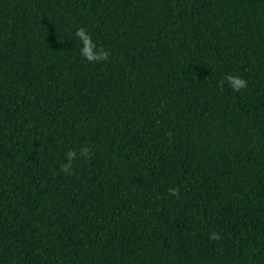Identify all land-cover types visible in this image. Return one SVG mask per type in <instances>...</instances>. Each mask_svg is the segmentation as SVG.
Listing matches in <instances>:
<instances>
[{"label":"trees","instance_id":"trees-1","mask_svg":"<svg viewBox=\"0 0 264 264\" xmlns=\"http://www.w3.org/2000/svg\"><path fill=\"white\" fill-rule=\"evenodd\" d=\"M0 264H264V0H0Z\"/></svg>","mask_w":264,"mask_h":264},{"label":"clouds","instance_id":"clouds-1","mask_svg":"<svg viewBox=\"0 0 264 264\" xmlns=\"http://www.w3.org/2000/svg\"><path fill=\"white\" fill-rule=\"evenodd\" d=\"M75 35L78 37L79 55L84 58L88 63H96L108 59L110 56V50L103 48L96 41L93 40L92 34L88 30L87 26H78L75 28ZM224 80L227 81L232 91H239L247 86V81L239 73L228 72L224 76ZM219 83L223 84L224 81ZM90 154V150L86 146H81L79 156L75 148H69L65 152V159L61 163V171L65 175H72L74 171V163L78 161L79 157H86ZM167 192L173 196H179L178 186H170ZM219 236L216 232H212L209 239H218Z\"/></svg>","mask_w":264,"mask_h":264}]
</instances>
